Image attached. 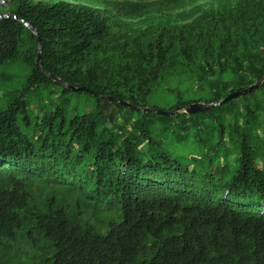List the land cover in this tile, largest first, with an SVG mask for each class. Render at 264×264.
Masks as SVG:
<instances>
[{"label":"trees","instance_id":"1","mask_svg":"<svg viewBox=\"0 0 264 264\" xmlns=\"http://www.w3.org/2000/svg\"><path fill=\"white\" fill-rule=\"evenodd\" d=\"M204 1L0 0V264L19 240L47 264H264V103L244 121L236 105L264 99V0L252 23L240 0L196 34L192 21L113 45L126 22ZM232 84L252 89L222 103ZM161 87L169 111L206 108L161 116ZM124 111L142 116L145 153L104 138Z\"/></svg>","mask_w":264,"mask_h":264},{"label":"rangeland","instance_id":"2","mask_svg":"<svg viewBox=\"0 0 264 264\" xmlns=\"http://www.w3.org/2000/svg\"><path fill=\"white\" fill-rule=\"evenodd\" d=\"M9 1V0H8ZM32 3H37L39 1H49V0H29ZM129 1H153V0H129ZM252 4L255 5V11L249 17L247 22H255L261 17V3L259 0H252ZM243 3L240 0H206L204 2L199 3L193 7H186L180 11L170 13L164 16L161 19H158L157 16H146L142 19L136 21L126 22L124 25L128 29V32L122 35L114 44H122L126 40H131L138 35L146 32H156L160 28V26H171V25H183L185 23H190L192 21H198L199 26L195 30L194 34H196L199 30L208 26L209 22L212 19L210 16L211 12L216 10L230 9L234 10L239 7H242ZM257 69V58L256 56H251V63L248 67V71L252 76L255 75V70ZM259 83V82H258ZM161 87L153 96L152 101L149 103V108L153 110H159L168 112L170 107L173 106L168 100L167 91ZM236 84H232L224 89V93L229 95L233 89H236ZM51 95L53 97V102L50 103L46 97L42 99L43 103L50 108H53L57 103L58 93L57 88H54L51 91ZM251 99H254L257 103H264L263 96L259 93L248 96L244 100L237 101L236 105L243 113V121L246 117V105H249ZM50 103V104H49ZM33 108H37L39 106L38 103H31ZM177 113H187V110L176 111ZM175 112V113H176ZM178 123V121L174 118L172 123ZM141 123H143V118L138 113H132L129 111H124L121 113L114 124H109L108 128L104 131V138L110 139L111 141L117 144H123L127 141H137L141 146V151L143 153L146 152V147L142 143V140H139L138 130L140 129ZM207 119L206 117H202L200 122H195L193 126L195 130L204 131L202 144L205 147V152L203 155L212 156L213 154H217L215 150V144L218 140L217 136L213 133L211 129H206ZM176 134L173 133L171 138L169 139V143H172V137ZM199 134H195L193 136L194 139L198 140ZM254 143L259 146L264 151V139H257L253 136ZM199 157H196L195 161H198ZM9 254L13 259V264H47L45 262V255L42 251H38L35 247H32L29 243L19 240L17 243L12 244Z\"/></svg>","mask_w":264,"mask_h":264},{"label":"water","instance_id":"3","mask_svg":"<svg viewBox=\"0 0 264 264\" xmlns=\"http://www.w3.org/2000/svg\"><path fill=\"white\" fill-rule=\"evenodd\" d=\"M39 60H40V56H38V59H37V66H38V64H39ZM261 84V82H259V83H257L255 86H258V85H260ZM252 89V87H250L249 89H247V90H243V91H238V92H233V93H230L223 101H222V103H226V102H228V101H230V100H233V99H235V98H237V97H239V96H241V95H243V94H245V93H247L248 91H250ZM75 91H76V89H74ZM127 107H131V106H128V105H126ZM203 108H206V106L205 105H203V104H200V103H195V104H192L188 109H187V113L188 114H196V113H198V112H200ZM152 111H154V112H156V113H158L159 115H166V116H171V115H173L176 111H177V109H175V110H173V111H168V112H164V111H159V110H153V109H151Z\"/></svg>","mask_w":264,"mask_h":264}]
</instances>
